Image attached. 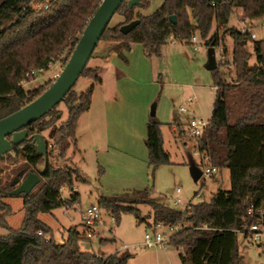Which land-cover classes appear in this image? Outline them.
<instances>
[{
	"label": "trees",
	"instance_id": "trees-1",
	"mask_svg": "<svg viewBox=\"0 0 264 264\" xmlns=\"http://www.w3.org/2000/svg\"><path fill=\"white\" fill-rule=\"evenodd\" d=\"M101 2L0 0V119L22 108L51 85L53 81L49 80L47 86L27 89L23 82L36 76L28 75L29 72L49 69L64 52L66 64ZM148 5V0L132 8L127 0L122 3L116 13L122 14L124 21L114 26L109 24L101 38L110 43L106 49L121 56L132 43H141L148 55L159 56L163 44L171 37L190 38L194 32H199L208 44L218 45L223 37L219 33L210 35L212 27L216 22L219 27L227 28L235 8H241L244 17L252 21L264 18V0H164L153 13L141 12ZM171 15H176V23ZM134 19H140V23L129 33H123L121 25ZM228 32L233 40V56L227 62H231L233 69L226 73L221 70L224 64L218 63L214 70L216 99L202 148L209 154L213 168L230 169L232 189H220L211 201L194 203V209L187 213L180 207L150 199L148 190L139 191L138 195L152 207L156 221L191 224L173 241L183 249L180 254L183 264H246L239 250V232L246 233L247 227L264 219V154H256L258 148L264 147V38H253L250 26L244 30L233 27ZM250 42L253 51L249 49ZM222 52L227 54L228 48L224 46ZM99 68L87 65L81 76L102 82ZM93 92L94 84L82 92L73 87L63 101L69 108L67 120L57 123L61 111L56 105L47 114L49 120L42 118L44 122L33 123L35 128L31 132L49 130L47 166L39 189L29 195L21 194L25 216L20 228L10 226L7 217L13 213V207L5 201L10 194L0 190V227L8 231L0 232V264H96L81 255L76 232L70 234L67 243L58 242L52 227L39 217L40 213H51L80 198V193L73 189L75 179L82 176L80 171L56 166L51 155L58 150L64 156L76 140L79 118L91 107ZM161 125L152 118L147 130L149 164L154 168L170 163ZM169 126L175 133L187 134L178 121ZM16 152L28 162L14 169L15 173L36 171V166L45 161L31 142ZM9 160L16 161L12 154ZM193 164L197 165L194 160ZM65 184L71 188L68 198L62 196ZM11 188V185L6 187ZM131 203L124 198H103V207L116 219L122 212L136 210ZM252 204L255 211L250 213ZM41 230L43 235L38 233ZM110 256L107 264H126L133 254Z\"/></svg>",
	"mask_w": 264,
	"mask_h": 264
},
{
	"label": "rangeland",
	"instance_id": "rangeland-1",
	"mask_svg": "<svg viewBox=\"0 0 264 264\" xmlns=\"http://www.w3.org/2000/svg\"><path fill=\"white\" fill-rule=\"evenodd\" d=\"M148 1L146 8H139L146 14L153 13L164 2ZM123 21L122 14L116 13L110 24L114 26ZM249 26L257 35L256 38H264V18L254 21L245 18L241 8L234 9L227 28L219 27L216 22L213 25L210 35L219 33L220 37H223V42L222 39L220 41L222 50L224 46L228 48V53L224 55L221 51L223 57L218 59V63L224 64L221 66L222 71L228 73L229 69H233L231 62H227L232 61L233 56V40L228 29L237 27L244 30ZM194 35L208 47L212 45L208 44L199 32H194L192 36ZM191 37H171L163 44L159 56H150L145 52L143 44L132 43L131 48L125 50L123 55H114L111 62L107 60V56L90 58L88 66L94 68L100 65L99 73L104 82L95 83L94 79L81 76L75 83L74 90L86 91L94 84L97 96L94 107L100 106L99 99L103 100L106 96L107 102L102 111L107 112L102 116L99 125H93V134H90L89 130L80 131L81 140L78 143L76 136L64 156L61 157L58 150L52 152V163L80 171L79 174L83 176V179L82 176L75 179L73 189L79 191L80 198L68 205L69 211L66 212L65 207L61 206L51 213L39 214L43 221L51 224L56 238L64 236L67 231L68 235L76 232V227L78 231L86 232L87 229L79 223L82 212L89 207H101L105 220L103 229L106 236L113 238L114 242L104 243L96 236L92 240L93 249L105 252L115 250L111 255L130 252L133 256L126 264H183L180 257L183 249L173 241L162 246L142 248L145 233L154 232L156 218L152 207L142 202L138 195L139 191L148 190L150 199L173 206L176 196H180L183 202H208L220 189L231 190L233 187L232 174L227 167L213 168L204 173L198 181L194 180L191 173V161L194 160L199 167L202 166V161L201 157L191 155L194 150L200 149V145L191 138L187 124L193 116L212 120L217 91L214 70L206 67L208 47L203 45L196 50L190 42ZM109 44V41L101 40L96 51L105 52ZM249 49L253 51L251 42ZM217 52L220 54L219 50ZM65 55L64 52L62 58L55 60L49 69L24 81L25 88L35 89L47 86L49 80L54 81L65 66ZM251 62H255L254 55ZM154 104L156 116L152 117ZM183 106L188 110L182 111ZM56 109L61 111L58 124L68 119L69 108L65 102L59 103ZM234 114L238 115V112L234 111ZM152 118L162 123L164 146L170 155V163L157 168L149 164V150L146 144L148 124ZM176 121L186 127V135L175 133L169 126ZM83 122L89 123L87 119H83ZM84 128L87 129V126ZM48 131H45V136H48ZM258 149L256 154H264V147ZM8 162L12 163L10 160ZM0 167L5 171L0 177L11 175L10 164L0 161ZM41 183L33 191H37ZM63 186H66L61 189L63 197L69 196L71 188L66 184ZM178 188L181 189L179 193ZM103 197L130 200L136 210L122 212L117 215V219L112 220L113 213L103 207L101 202ZM5 201L13 207V213L7 217L10 226L20 228L25 216L24 196L9 195ZM180 208H184V205ZM187 225L191 224L185 222V226ZM66 227H70L69 230H65ZM0 232L8 231L0 227ZM79 239V242L85 240L83 237ZM260 239L254 241L245 232H239V250L245 257L246 264H264V236ZM124 243L131 245L130 251L117 250V247ZM85 246L87 247L86 244Z\"/></svg>",
	"mask_w": 264,
	"mask_h": 264
},
{
	"label": "water",
	"instance_id": "water-1",
	"mask_svg": "<svg viewBox=\"0 0 264 264\" xmlns=\"http://www.w3.org/2000/svg\"><path fill=\"white\" fill-rule=\"evenodd\" d=\"M124 1L102 0L80 36L69 60L51 85L34 100L0 119L1 158H5L9 152H14L13 147L24 140L31 141L37 151L45 158V162L39 165L36 171H30L22 180L15 181L14 184H18L9 192L10 195H29L42 181L44 170L47 166L48 144L42 132L30 133L28 126L45 116L56 105L64 101L68 92L81 77L92 56L104 57L109 55V49L105 52H98L96 48L113 16ZM127 1L131 8L142 3V0ZM170 18L174 23L177 22L176 15H171ZM139 23L140 19H134L121 25L120 29L123 33L127 34ZM206 67L209 70H215L218 67V57L214 45L208 47V62ZM151 115L152 117L156 116V104L152 107ZM191 173L195 181H198L203 176L202 169L196 164L191 165Z\"/></svg>",
	"mask_w": 264,
	"mask_h": 264
},
{
	"label": "built area",
	"instance_id": "built-area-1",
	"mask_svg": "<svg viewBox=\"0 0 264 264\" xmlns=\"http://www.w3.org/2000/svg\"><path fill=\"white\" fill-rule=\"evenodd\" d=\"M48 5L45 6L47 8ZM257 35L253 33V38H256ZM194 44V47L196 50H199L203 45L208 47L204 41H200L197 36H192L191 41ZM212 46V45H211ZM215 46V45H214ZM210 47V46H209ZM217 50H219L220 54H218L217 50V57L218 59H222V42H219L217 46H215ZM39 72H42L41 69L37 71H31L28 73V75L31 74H37ZM193 100H190L192 102ZM182 111H187L188 108L183 106ZM212 120L210 119H204L197 116H193L189 119L187 124V130L189 131V134L192 139H194L197 143L200 145L199 150H194L192 152L194 157H201L202 161V168L203 175L206 172H210L213 167L211 164L210 156L208 153L205 152V150L202 148V138L206 131L208 130L209 126L211 125ZM209 164V165H208ZM181 189L178 188L177 192H180ZM181 205H184V212H188V210L194 209V203L191 201L183 202L182 198L180 196H176L173 199V206L180 207ZM65 211H69V206L64 205ZM255 211L254 205H250L249 212L253 213ZM116 217L114 214H112V220H115ZM82 221L84 224L88 227L89 231L87 232V237L89 239L96 238L97 235V227L104 226L105 220H104V212L101 207H89L88 209L84 210L82 212ZM154 232H146L144 236V242L142 243V248L145 247H156V246H162L165 244L171 243V241H174V238L180 234H183L186 230H188V226H185L184 222L181 223H169L164 220H159L154 222ZM112 229V228H111ZM246 233L248 237L251 240L254 241H260L261 236H264V219L261 221L255 222L251 224L249 227L246 228ZM40 235H43V231L38 232ZM131 245L130 244H122L117 247V250H127L130 251ZM114 255V254H113Z\"/></svg>",
	"mask_w": 264,
	"mask_h": 264
},
{
	"label": "crops",
	"instance_id": "crops-1",
	"mask_svg": "<svg viewBox=\"0 0 264 264\" xmlns=\"http://www.w3.org/2000/svg\"><path fill=\"white\" fill-rule=\"evenodd\" d=\"M114 55H117V52L111 51L110 54L107 56V60H109V62H111ZM103 82L104 81L102 78V83ZM105 98H106V96H105ZM105 98L104 99L102 98L104 101L99 99L100 106L94 107L96 100H97L96 87H95L94 92H93V99H92L91 107L87 111L83 112L79 118L77 133H76L77 138H78V141H77L78 143L81 140L80 131L84 129L85 132H87L89 130L90 134H91V132L93 134V132H94V126L93 125H95V126L99 125V122H100L102 116L106 114L107 111H102L105 109V103L107 102ZM83 119H87L89 121V123H87V124H85L84 122L82 123ZM86 126H87V129L84 128ZM184 128H186V127L184 126ZM65 188H66V186L63 187V189H65ZM177 193H179V192H177ZM62 196H63V193H62ZM69 196H66L63 198H68ZM103 198H101V202H103ZM44 222H46V221H44ZM46 223L51 226L50 223H48V222H46ZM79 223L87 229L86 232H81V231H78V228L76 227V233L79 235L80 238L83 237L85 239V240L82 239L81 242H79L81 255L85 259L96 262V264H107V261L111 257L110 256L111 253L114 252L115 250H113L112 252H105L104 250L93 249L92 248L93 247V244H92L93 239L91 240L87 237V232L89 231V229L84 224V222L82 221V217L80 218ZM70 227H72V226H70ZM69 228L66 227L65 230H69ZM52 229H53V227H52ZM53 234H54V229H53ZM97 235L101 238V242H104V243L114 242L113 238L110 239L106 236L105 229H103V226L97 227ZM53 236L55 237V234ZM69 237H70V235H68V231H67V234H64V236L62 235L61 237H58V238L55 237V238L57 239L58 242L67 243L69 240ZM85 241H86V243H85ZM85 244L87 245V247L85 246ZM89 244H91V247H89Z\"/></svg>",
	"mask_w": 264,
	"mask_h": 264
},
{
	"label": "flooded vegetation",
	"instance_id": "flooded-vegetation-1",
	"mask_svg": "<svg viewBox=\"0 0 264 264\" xmlns=\"http://www.w3.org/2000/svg\"><path fill=\"white\" fill-rule=\"evenodd\" d=\"M107 50V49H106ZM48 114V113H47ZM45 115V116H43L42 118H45V120H49V116L48 115ZM42 118H40L39 119V121L40 122H44V120L42 119ZM38 121V120H37ZM34 123V122H33ZM33 123H31L29 126H28V128H29V130H30V133H34V132H31V129H34L35 127H34V125H33ZM46 131H48V130H46ZM43 134H44V136H45V131H43L42 132ZM48 135H49V131H48ZM10 138V137H9ZM45 139H46V141H47V144H48V151H49V149H50V142H49V137L48 136H45ZM28 142H31V141H29V140H24L22 143H20V144H18V145H15L14 147H13V149H14V152H9V153H7L6 154V157L5 158H1L0 157V161H5L6 163H8V164H10L11 165V168H9V170H10V172L11 173H9V174H11L10 176H6V177H0V190L1 191H3V192H5L6 194L7 193H9L11 190H13L16 186H17V184H14L15 183V181H17V180H22L29 172H27V173H24V172H21V171H18V172H16L15 173V171H14V169H16V168H19V166H21V165H24V164H26L27 162H28V159H26V158H24L22 155H18L17 154V152H16V150L17 149H19V150H22V149H24L25 148V144L26 143H28ZM13 155L14 156V158H15V160L16 161H14V162H12V163H9L8 161H9V159H10V155ZM44 157V156H43ZM45 159V158H44ZM45 162V161H44ZM44 162H42V163H39L37 166H36V170H37V168H38V166L39 165H41V164H43ZM0 174H2V173H4L5 171L3 170V168L2 167H0ZM45 171V170H44ZM9 185H11L12 186V188L11 189H6V187H8Z\"/></svg>",
	"mask_w": 264,
	"mask_h": 264
}]
</instances>
